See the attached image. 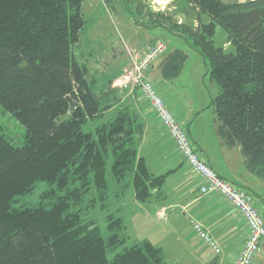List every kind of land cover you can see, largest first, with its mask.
I'll return each mask as SVG.
<instances>
[{
    "label": "trees",
    "instance_id": "obj_1",
    "mask_svg": "<svg viewBox=\"0 0 264 264\" xmlns=\"http://www.w3.org/2000/svg\"><path fill=\"white\" fill-rule=\"evenodd\" d=\"M127 1L136 0H125L126 8ZM180 1L174 15L141 5L136 11L148 29L162 27L201 55L219 87L210 98L216 135L264 181V0ZM83 2L0 0V112L23 127L16 145L0 125V264H165L162 248L149 240L127 244L120 216L106 215L103 234L82 212L93 192L104 206L109 176L147 203L160 197L172 172H152L137 154L145 124L127 105L101 120L118 99L110 88L97 90L74 53ZM103 2L112 10V0ZM217 25L225 32L221 46L214 43ZM186 58L179 48L165 53L160 76L178 75ZM38 182L46 184L40 201L17 204Z\"/></svg>",
    "mask_w": 264,
    "mask_h": 264
},
{
    "label": "rangeland",
    "instance_id": "obj_2",
    "mask_svg": "<svg viewBox=\"0 0 264 264\" xmlns=\"http://www.w3.org/2000/svg\"><path fill=\"white\" fill-rule=\"evenodd\" d=\"M124 1L112 0L113 8L111 10L106 8L103 0H84L85 26L81 31L79 43L74 46L75 55L87 66L89 78L93 80L97 90L110 88L112 89L111 94H115L118 99L115 107L107 111L106 116L101 120L108 119L113 109L119 104L127 105L128 109L139 115L145 124L144 135L138 142L137 154L145 157L149 169L154 173H165L169 170L173 172L176 169V167L170 165L169 159H166L161 152L160 146L166 145L165 147H169L165 144L168 143L170 152L176 153L169 137L158 125L150 107L146 105V100L134 84L125 87L120 82L125 72L131 69L127 49L141 52L147 47H154L158 40H162L169 47V51L175 47L186 53L187 58L183 68L178 75L171 79L157 81L155 79L157 74L154 69L148 71L146 77L155 84L159 94L175 117L184 125L192 124L191 128H194L192 131L193 138L196 136L194 132L198 126L189 118L187 120L183 119V114H185L188 107L196 111L200 110L199 125L203 129L201 140L204 145H207L209 151L214 154L219 153L221 141L213 128V112L210 105V98L218 93L219 87L211 80L203 58L184 39L175 38L162 27L156 28L155 31L150 32L151 34H147L146 29L148 28L145 26L147 20L136 11V8L143 6L153 11H165L167 14L174 15L181 10V1H127L128 8H126ZM136 3L140 4L137 5ZM176 19L187 20L181 14H178ZM135 20L137 22H134ZM147 35L152 36L146 39L145 36ZM151 38L153 39L151 40ZM224 41L225 32L217 25L214 43L216 46H221ZM164 53L159 55L153 63H156L160 58L162 59ZM100 122L96 123L99 124ZM96 123L94 122V124ZM0 125L4 128L3 132L6 136L13 138L14 144H22L23 127L13 118L0 112ZM93 128L94 125L88 124L85 129L92 130ZM224 149L230 152L232 160L228 164L220 156L218 157V163L216 164L221 168V174L230 180L247 186L244 189L252 197L253 204L264 222V181L246 169L243 157L239 150H236L237 148ZM108 172L110 174V171ZM109 178V187L106 190V197L103 202L104 206L99 207L100 203L97 200L95 201L96 193L93 192V196L84 198V208L82 209L84 216L86 215L89 219L94 220L103 234L106 232V215L114 213L121 217L125 225L126 233L130 237L127 244L144 239L149 240L154 245L162 248L165 264H204L202 261L206 258H209L207 260L209 262L220 258L214 256L211 250L192 231L188 221L181 216L182 208L177 210L176 207L170 206V202L174 201L175 198L173 192L177 190L171 187L172 178L167 177L166 182L161 187L160 197H153L147 203H141L134 199L133 189L127 184L128 177L123 178L121 182L127 184V187H121V184H116L110 176ZM45 187V183L38 182L33 192L21 196L17 204H36L40 201V192ZM159 204H167L166 206L169 207H159ZM161 210L165 212V219L156 216V212ZM167 210L168 213H166ZM188 211L193 212L191 208ZM121 248L118 247L115 251H109L107 257L112 259L114 254ZM193 252L196 256L193 255ZM221 264H229V261L224 260ZM252 264H264V239L261 241L260 250L254 257Z\"/></svg>",
    "mask_w": 264,
    "mask_h": 264
},
{
    "label": "built area",
    "instance_id": "obj_3",
    "mask_svg": "<svg viewBox=\"0 0 264 264\" xmlns=\"http://www.w3.org/2000/svg\"><path fill=\"white\" fill-rule=\"evenodd\" d=\"M166 47L167 45L162 40H158L154 47H147L141 52L127 49L131 69L125 72L120 82L125 87L134 84L141 96L148 102L157 122L171 139L176 151L199 177V192L204 196L220 195L230 208L239 213L247 232L240 251L230 264H252L254 257L260 250L261 241L264 239V222L253 204L252 197L245 189L219 177L215 170L201 157L189 138L186 126L175 117L159 94L155 84L146 77L148 69L153 65L156 58L166 51ZM156 216L165 219L163 210L156 212ZM181 216L188 221L192 231L206 247L215 255L221 254L219 245L199 221L184 208Z\"/></svg>",
    "mask_w": 264,
    "mask_h": 264
},
{
    "label": "crops",
    "instance_id": "obj_4",
    "mask_svg": "<svg viewBox=\"0 0 264 264\" xmlns=\"http://www.w3.org/2000/svg\"><path fill=\"white\" fill-rule=\"evenodd\" d=\"M155 29L156 28L151 29V30L146 29L147 34H151L150 32L155 31ZM151 36L152 35H147L145 36V38L148 39ZM172 36H174L175 38H181L176 35H172ZM152 39L153 38H151V40ZM167 52H169V47H166L165 53ZM160 60L161 58L158 61H156V63H153V65H151L150 68L148 69V71L152 69L155 70V73L157 74V77L155 76V79H157V81H162L163 79L160 76V71L158 67ZM166 95L168 94L166 93ZM146 105L149 106L147 101H146ZM186 111H185V114H183V117H184L183 119L187 120L189 118L196 123V126H198V128L194 132L196 136L193 138L192 131L194 128H191L192 124L191 125L185 124L186 129L189 134V138L192 141V143L196 146L201 157L222 178L229 180V181H233L241 185L242 187H247L245 184L236 182L234 180H230L221 174L222 173L221 168L218 166V164H216L218 163V157L220 156L226 163L229 164L231 163V160H232V156L230 152L226 151V149H224L226 147L223 146L222 144H221L219 153L217 152L216 154H214L211 151H209V149L207 148V145H204L203 141L201 140L203 129L199 125L200 124L199 123L200 122L199 121L200 120L199 118L200 110L196 111L195 109L188 107ZM151 112L154 115L152 109H151ZM191 116L193 117L190 118ZM162 130L164 131V129ZM169 141L173 145L171 139ZM165 144H167L170 147L168 143H165ZM165 146L163 145L160 146L162 154L164 155L166 159H169V163H171L170 165H173L174 167H176V169L168 176V178H172L171 187L177 189L173 192L174 194L173 196H175V198H174V201L170 202L171 203L170 206L176 207L177 210L180 208L182 209L185 208V210L193 218L199 221L203 225V227L211 234V236L214 238V240L216 241V243L219 245L221 249L220 255L218 256L214 255V256L220 257L218 260H216V264H221L224 260L229 261V264H230V262L234 259V257L240 251L242 243L246 236V232H247L245 224L241 216L235 210L230 208V206L226 203V201L220 195H217V194H210L206 196L202 195L198 189L199 177L186 164L184 158L174 148V145H173V148L175 150L174 152L176 153L170 152L169 147H165ZM228 150H231V149H228ZM236 150H238V148ZM163 196L166 198L165 195ZM177 203L178 204L181 203V204L178 205ZM166 205L167 204L165 205L159 204V207H169ZM189 208H191V210L193 211L192 213L194 214L188 211ZM166 213H168V210L166 211ZM193 255L196 256L194 252H193ZM197 257L200 259L199 256ZM208 259L209 258H206V260H203L202 262L204 264H215L212 262V260L210 262L207 261Z\"/></svg>",
    "mask_w": 264,
    "mask_h": 264
}]
</instances>
